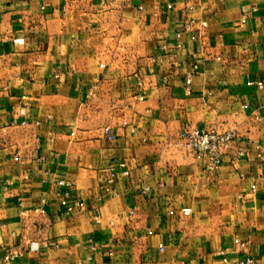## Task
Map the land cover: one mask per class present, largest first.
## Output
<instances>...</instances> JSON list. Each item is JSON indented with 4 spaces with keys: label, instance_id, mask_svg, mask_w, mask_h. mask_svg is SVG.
Returning a JSON list of instances; mask_svg holds the SVG:
<instances>
[{
    "label": "crops",
    "instance_id": "crops-1",
    "mask_svg": "<svg viewBox=\"0 0 264 264\" xmlns=\"http://www.w3.org/2000/svg\"><path fill=\"white\" fill-rule=\"evenodd\" d=\"M166 5L0 0V264H223L236 238L264 264V0ZM192 128L236 134L218 170Z\"/></svg>",
    "mask_w": 264,
    "mask_h": 264
},
{
    "label": "built area",
    "instance_id": "built-area-1",
    "mask_svg": "<svg viewBox=\"0 0 264 264\" xmlns=\"http://www.w3.org/2000/svg\"><path fill=\"white\" fill-rule=\"evenodd\" d=\"M166 7L168 9L172 8V0H167ZM250 12L247 11L244 15L242 22L246 21L247 15ZM197 22L194 19H189L185 23V28L183 32L189 33L191 40H196L198 34H200V29L196 28ZM202 28L207 27L206 22L200 23ZM183 32L176 33V37L179 38ZM182 43L179 41L176 43L175 48L180 49ZM193 72H189L186 75V85L189 86L192 82V76L194 71L198 69V65H194ZM260 89L263 88L262 83H258ZM95 86H92L88 92V96H94ZM105 132L109 133L110 128L106 127ZM184 140L186 145L193 151L195 158L204 161L205 168L208 171H216L220 168L222 160L225 155L231 153L234 148L236 134L233 131H227L224 133H219L215 129L208 128H192L187 130L184 135ZM247 155V151L244 149H238L234 155V158H241ZM130 175V170L124 161L118 162L117 164L111 165L107 169V179H106V189L112 193L113 196L117 195L114 188L118 178L128 177ZM45 181V180H44ZM58 186L57 196L60 198L61 205L65 208V214L70 215L77 209H83L85 203L82 200H72L74 184L68 180H58L56 181ZM43 206L35 209L36 212L45 213L44 205H46V200H42ZM246 243L242 242L239 238L234 240V247L230 251H222V262L223 264H232L229 255L230 253H239L240 249L244 250L246 248ZM93 249H95L93 247ZM162 249V246H161ZM6 259H14V255L7 254ZM234 264H255V259L248 254H244L239 257Z\"/></svg>",
    "mask_w": 264,
    "mask_h": 264
}]
</instances>
